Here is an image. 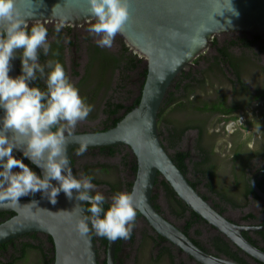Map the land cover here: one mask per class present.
I'll use <instances>...</instances> for the list:
<instances>
[{
    "label": "water",
    "instance_id": "1",
    "mask_svg": "<svg viewBox=\"0 0 264 264\" xmlns=\"http://www.w3.org/2000/svg\"><path fill=\"white\" fill-rule=\"evenodd\" d=\"M15 7L18 16L28 25L36 21L63 22L75 28L92 20L87 0H16ZM129 13L128 21L117 35L130 49L145 57L146 75L139 102L112 128L73 133L68 137L71 142L68 156L74 175L72 154L78 147L75 141L86 139L88 148L92 149L127 146L137 162L130 191L137 213L157 234L199 264H250L205 251L181 227L170 223L152 202L156 179L162 177L178 198L215 231L258 264H264V250L243 234L262 231L264 224H238L220 214L176 166L160 140L157 126L158 112L171 83L208 48L215 35L264 34V0H129ZM3 27L0 23V31ZM19 54L17 49L11 60L10 76L18 75ZM14 139L18 147H23V137L14 136ZM16 153L20 155L19 151ZM261 174L264 169L254 172L249 181L264 203V190L256 183V177ZM75 203L61 192L55 205L40 194L33 199H20L13 207H0V212L14 213L0 222V245L27 233H36L52 238L54 264H99L92 231L82 236L75 230L76 221L88 215L80 210L85 205ZM117 244L118 240L107 241L103 264H118Z\"/></svg>",
    "mask_w": 264,
    "mask_h": 264
},
{
    "label": "clouds",
    "instance_id": "2",
    "mask_svg": "<svg viewBox=\"0 0 264 264\" xmlns=\"http://www.w3.org/2000/svg\"><path fill=\"white\" fill-rule=\"evenodd\" d=\"M87 4L89 17L94 21L87 31L99 37L96 41L98 47L103 50L111 48L116 34L129 19V0H87ZM15 5L16 0H0V23L4 25L0 31V207H13L21 197L36 193L55 205L62 192L66 199L75 200V205H87L80 210L89 215L78 219L74 225L80 235L86 236L94 231L109 241L128 239L137 215L132 193L116 191L109 200L95 190L93 175H74L70 167L68 145L71 142L68 137L80 133L73 130L79 121L89 116L93 106L80 95L79 88L59 60L40 63L41 50L48 55L51 48L48 28L39 21L29 26L18 16ZM63 27L64 23L60 22L54 26V31L59 33ZM17 49L20 50V73L13 77L9 71ZM38 76L45 78L46 90L35 85ZM100 128L81 132L100 131ZM14 136L24 138L23 147L17 146ZM75 143L78 145L77 156L92 149L88 148L86 139L81 138ZM17 151L20 156L14 154ZM35 168L41 170L39 174ZM158 179L162 177L156 179V186L159 185L165 196ZM152 202L156 206L157 202ZM186 217L187 214L183 217L185 221ZM145 225L147 231L160 236L148 222L143 223Z\"/></svg>",
    "mask_w": 264,
    "mask_h": 264
},
{
    "label": "rangeland",
    "instance_id": "3",
    "mask_svg": "<svg viewBox=\"0 0 264 264\" xmlns=\"http://www.w3.org/2000/svg\"><path fill=\"white\" fill-rule=\"evenodd\" d=\"M91 22L94 21L91 20L85 22L77 26V28L75 29V34L77 36L76 54H74L72 52V48L67 45V40L71 39V34L66 33V24H64V27L60 31L62 37H58L57 34H55V31H51L50 33H48L49 43H53L54 40L59 39L60 43L64 46V68L68 77L75 84L78 83L80 77L82 76V74H84L87 68L85 66V64L87 63L85 62V47L87 46V38L91 37V40L94 43H96V41L99 39L98 36H96L95 34H91L87 31ZM31 24L32 23H30L29 26H31ZM45 24L47 28L54 30V26L58 23L48 22ZM237 36L254 41L257 38L260 39L262 36H264V34L223 33L215 35L213 38H215L221 45H224L226 41L230 39H235ZM121 44H125L127 46V54H135L137 59L141 61L137 64L136 68L132 70H127L124 73L117 69L111 71L108 70L107 75L105 77V81H100V77H98L99 74H97L98 72H96V69H88V72L86 73L87 79L85 78L84 80H82L81 83L80 89L82 92H79L80 95L84 94L87 102L93 106V109L85 120L79 121L77 123L76 128L73 130V132L92 131V129L100 127L101 122L105 121L107 117V114L104 113L103 110L104 104L107 100L111 99L114 102H122V104L128 105L131 102V97L136 95V91L139 88L138 81H140L137 72H139V70H141L144 65H146L145 57L135 52V50L130 49V47L126 44L123 38H121L117 34L113 40L112 47L105 49H107L109 52L111 51V53H113L115 56H118L120 53ZM256 47L257 46L254 45L255 49ZM230 50H233L236 54H239L241 49L238 46H235L230 48ZM201 54H203L204 60H200L197 64H188L185 67V70L187 72H191L197 77H199V75L194 70H204L205 67H207L209 64L205 58L210 59V57L216 54V51L215 48L211 47L210 44L208 48L205 49L204 52ZM196 58L199 59L200 57ZM73 60H75L76 63H73ZM76 64L77 66H74ZM220 67L223 68V71L221 72L222 74H220L219 71L218 75L216 76H212L211 74H209V72L205 73L207 78L205 79L203 86H199L196 89L194 88L192 95H199L201 97L203 96L205 99H213L215 96L224 94L225 92L228 93L229 90L227 89L230 88V84L227 80L228 78H233V76L230 70H228L226 64L222 63ZM74 71H76L77 74H74ZM246 81L250 80L247 79ZM174 88L175 83L172 82L170 87L168 88V91H173ZM125 91H129V94L126 95ZM178 94L179 92H176L175 95ZM260 103L261 101L257 106L252 108L254 111L249 108L247 111V115H245V112H240L238 120L233 122H224L223 120L218 121L220 119V115L218 114H203L197 112L194 108L191 109L190 107H186L184 110H182L180 108H175L174 105H170L168 108L164 109L162 113L163 118L161 117L160 125L159 123L157 124L159 136L163 140L165 146H167L166 140L169 135V130L168 128H166L168 124H164L163 122H169V119H171L172 121L179 122L181 125L190 126V128H188L182 135L181 140L176 142L175 147H168L167 151L169 154H172L175 150L187 151L189 152L191 161L193 162L198 159L195 148L197 131L196 128H192L191 126H194L196 125V123L203 121L206 132L204 142L207 146H213L214 154H216L218 158L216 159L218 168L215 169L213 185L219 189H227L229 194H234V202L238 203V206H241L242 209H237L233 206L231 207L229 206L228 202L221 201L215 194H213L207 189L204 184L205 180L199 181L197 189L201 194L206 195L208 197L209 202H214L215 204H218L224 210L226 216L230 217L235 221L247 224H252L257 220L243 221L242 215L246 212L260 214L261 211H264V203L261 199H255L252 196L245 198L242 193L238 192L243 190L244 181L249 180L248 177H250L259 168L264 166V155L256 153L254 157L249 161L247 174L244 175L240 170L239 164H241V161H234L233 153L236 149V146H238V144L243 143L248 146V149L250 151L252 150L255 152L264 153L262 152L264 148V139L262 135V133L264 132V123H261L262 128L260 129L257 125H255L256 121L262 118V116H264V107L260 108ZM255 109H259V111H255ZM246 120H250L252 123L249 124ZM241 124L245 125V128H242L243 130H240ZM237 130L241 132H236ZM259 137H261L262 139H259ZM97 153L100 152L91 150L86 151L82 156L75 155V172H77L76 175L79 176V174H81V166L83 164H92V168H94V173H92V175L94 176V180L117 182V184L119 183L120 185V189L123 188V191H125L123 183L124 181H131V177L128 173H125L126 170L124 166H121V164L118 165V163L119 158H121L122 155L129 156V150L125 148V146H119L117 154H115L113 157L103 156ZM98 161L107 163L109 162V164H114L113 166H116V170H113L111 174L101 173L95 168V164H97ZM187 177H189L191 180L198 179V176L196 177L192 169L191 163L188 164ZM93 183L96 185L95 190L103 193L105 197L110 200L111 195L114 192L110 191L109 188H107V186L102 182V184H96L94 181ZM156 188V202L160 206L161 211L165 215H167L168 213L170 215V219L173 220L178 226L181 225V218L174 217L167 210V204L165 202L163 192L159 185H157ZM142 224L143 221L138 218L136 224H134V227L132 229L134 235L133 239L129 237L128 239L124 240L123 251L121 253V255L123 256L122 259L124 260V264H199L197 261L186 255L184 252H181L174 247L171 248L172 259L168 260L169 258H167L166 255H163L162 257L159 256V258L156 259L160 245H155L152 241L149 242L147 238H145L144 240L140 238L139 229L141 228ZM196 231H198V233ZM189 233L191 237L197 239V241H199L201 245L205 247L206 250L214 254V251L212 250L210 244V239L213 235L219 234V232L213 230L210 226L208 227L207 225L196 224L191 227ZM146 235L148 237L152 236L153 234L147 231ZM95 236L97 235L95 234ZM13 241L14 242L10 244L6 250H0V264H5L11 259L12 256L17 255V253H15L12 248L13 244L19 245L20 243L25 241H30L34 243L41 241L44 247H47V243L45 241L44 236L40 234L37 235V240H33L29 237H19L14 239ZM96 246L99 250L98 257L101 258L102 252L101 248L99 247L98 241L96 242ZM249 259L248 261H250L251 264H255L252 258ZM39 261H41V255L39 254V252L36 250H29L27 256L24 259L18 260L15 264H39Z\"/></svg>",
    "mask_w": 264,
    "mask_h": 264
},
{
    "label": "trees",
    "instance_id": "4",
    "mask_svg": "<svg viewBox=\"0 0 264 264\" xmlns=\"http://www.w3.org/2000/svg\"><path fill=\"white\" fill-rule=\"evenodd\" d=\"M51 32V29L48 28V33ZM59 37V35L57 34ZM62 37V36H61ZM251 40H247L246 38L239 37L237 36L235 39H230L228 40L227 44L225 45H220L216 47V54L213 55L212 57L205 58L206 61H208V66L205 67L204 70H194L195 72L198 73L199 77L196 75L192 74L191 72H187L186 70H183L182 73L176 76V80L173 82L175 83V88L173 91H167V94L162 102V105L159 109L158 112V123L160 125L161 123V117L164 109L168 108L170 105H174L175 108H180L184 110L186 107H190L191 109H194L203 114H218L220 115V120H223L224 122H233L237 121L240 112H245V115H247V111L243 110L241 111V107L237 103H232L231 101L228 102V94H220V96H217L214 99H211L209 101H204L201 99V96L199 95H192L194 88L196 89L199 86H203L205 79L207 78L206 74L209 72L212 76L218 75V71L220 74L223 71V68L220 67L222 63L226 62L229 63V67L231 68L233 78H228V83L230 84V87L234 89V92L236 93L237 90H245L246 85L244 84V81L241 78V68L240 64L244 61H250V56H247L246 53L244 52V49L250 47ZM217 40L215 38L212 39V44H216ZM51 48L49 50L48 55H44L43 51L41 50L40 56H39V61L41 64H46L48 60L51 59H57L59 60L63 66V58H62V50L63 46L60 43L59 39H56L53 41V43H50ZM121 48V55L119 54L118 56L112 55L109 53L108 59H106V63L104 65L99 66L98 68V77H100V81H105V77L107 75L108 70H119L122 73H124L127 70H132L136 68L137 64L140 62L139 59H137L135 54L131 53H126L127 47L125 44H122ZM231 46H239L243 50L240 55H236L232 53L228 47ZM105 51V50H103ZM260 51H264V45L260 48ZM197 57H200L199 59H195L194 63H198L200 60H204L203 54H199ZM47 72V68L45 69ZM187 72V73H186ZM20 73V60H19V66H18V74ZM74 74H77V72H74ZM143 76L145 77L146 75V68H144V72L142 73ZM187 80V81H186ZM36 86L40 87L42 90H46L45 86V78H37V80L34 82ZM143 83L141 84L142 87ZM176 92H179L178 95H175ZM193 100L190 99L191 96ZM82 97L85 98L84 94L81 95ZM140 99V94L135 97L133 103L131 105L124 106L120 102H114L111 99L107 100L104 104V113L107 114V117L105 121L102 122L101 128L102 130H106L109 128H112L115 126L123 117L126 113H128L130 110H132L134 107L137 106L138 102ZM257 100H264V92H259L258 95H256ZM194 104V106L192 105ZM127 109L126 112L123 115L116 116V114L121 110V109ZM238 113V114H237ZM163 118V117H162ZM249 124L252 122L250 120H246ZM164 124H168L166 128H168V138L166 140L167 146L164 145L163 140L161 139V142L163 146L168 150V147H175L176 142L181 140L182 135L184 132L190 128L188 125H181L179 122L172 121L169 119V122H163ZM192 128H196L197 131V138H196V143H195V148L197 152L198 159L196 161H191L189 152L187 151H180V150H175L172 154H170V157L176 164V166L184 173V175L187 177V172H188V164L191 163L192 169L196 175L198 176V179L196 180H191L189 177L187 179L190 181L191 185L197 189V185L200 180H205V186L207 189L215 194L221 201H230L233 200L231 198V194L228 193V191H225L224 189H219L213 185V178L215 174V169L218 168L216 159L217 155L214 154L213 151V146H207L204 142L205 140V126L203 121L196 123V125L191 126ZM165 128V127H164ZM245 128L244 124H241L240 130H243ZM264 130V129H263ZM97 131V130H95ZM236 132H241L237 130ZM264 136V135H263ZM240 145V148H237L234 150L233 153V159L234 161L240 158L241 164L240 165V170L241 172L245 175L247 174V169H248V164L249 161L254 157L256 153L264 155V153L261 152H255V151H250L248 148L246 150L241 149L242 144ZM119 146L122 145H113V146H104L101 147L100 151L101 153H106L108 152L109 154H113V152H116L119 148ZM74 151H77L74 150ZM105 151V152H104ZM241 151V152H239ZM264 152V148L263 151ZM20 156V155H19ZM27 163V161H25ZM34 167V166H33ZM264 168V166L262 167ZM133 169H136V165L134 164ZM36 172L38 171L37 168L34 169ZM263 176V175H262ZM195 177V178H196ZM250 180V177H248ZM248 180L247 183L244 184L243 188V194L244 197H248L249 195H252L253 198L259 199V197L254 193L252 186L250 184V181ZM159 184L162 186V188L165 191L166 198L170 201L171 203V208L173 207L174 203H177L180 205V211L177 213L180 215V217L186 216V212L189 213L187 214V219H186V225L183 231L189 235L188 230L192 227L193 223L197 221L200 217L192 210H190L187 205L176 195L174 190L170 187V185L162 178L159 180ZM96 184H100V181L94 180ZM121 182V181H120ZM123 183V182H122ZM256 183L257 185L262 188V185L264 184V176L262 179H258V176L256 177ZM108 187L109 190L112 192L116 191H123V188L120 189L119 183H110L108 182ZM131 185L132 181H124L123 186L125 191H131ZM203 198H206L204 195H202ZM152 201H156V195L154 194L152 196ZM237 204V203H236ZM218 204H215L214 207H216ZM107 205H105L106 207ZM159 206V205H158ZM219 206V205H218ZM87 205L85 204V208ZM220 207V206H219ZM173 210V209H172ZM223 210V209H222ZM221 211V210H220ZM13 213V212H12ZM14 214V213H13ZM89 215V214H88ZM141 217L139 213L136 215V219L134 221V224H136L138 218ZM254 217L253 213L248 212L246 215L243 216L244 219H252ZM198 218V219H197ZM147 225L143 226V235L145 236L147 234ZM198 233V231H196ZM93 239L95 242L98 241L99 247L101 248L102 251H106V246H107V238L104 237H99L95 236V233H93ZM256 234L260 235L262 237V240L264 241V231L257 232ZM29 237L33 240H37V234L36 233H27L24 234L20 237ZM147 236V235H146ZM134 235L133 232L130 235V238L133 239ZM150 239L157 241H163L164 238L161 236H158L157 239H155L153 236H148ZM18 238V237H16ZM145 238V237H144ZM192 238V237H191ZM14 239H11L3 244L0 245L1 250H6L10 244H12ZM124 239H118V244H117V249L116 251L120 248V244L123 242ZM194 242L197 245H200V242L197 241V239H194ZM249 240V239H248ZM47 243V247L45 248L43 243L41 241H38L37 243L30 242V241H25L20 243L19 245H12L13 250L17 255L12 256L11 259L6 262L5 264H15L18 260L24 259L27 256V253L29 250H36L39 252L41 255V261H39V264H54V247L52 245V238L50 236H47L45 239ZM251 242L255 243L253 240ZM210 243L214 249V253L217 255H224L234 261L237 262H242L245 263V259L240 253L242 251L237 248L235 245L231 244L228 242L225 238H223L219 234H215L211 237ZM205 249L204 247H202ZM206 250V249H205ZM172 256V255H171Z\"/></svg>",
    "mask_w": 264,
    "mask_h": 264
},
{
    "label": "flooded vegetation",
    "instance_id": "5",
    "mask_svg": "<svg viewBox=\"0 0 264 264\" xmlns=\"http://www.w3.org/2000/svg\"><path fill=\"white\" fill-rule=\"evenodd\" d=\"M76 28L77 27L73 28L72 26H69V25H67V28H66V33L67 34H71V39L70 40H67V45L72 48V52L74 54H76V50H77V41H76L77 36L75 34V29ZM51 31L53 32L54 30L52 29ZM55 34H58L60 37L62 36V34L60 32L59 33H56L55 32ZM227 42L228 41L225 42V45L227 44ZM86 43H87V46L85 47V50H86V61L85 62H87V63L85 64V66L87 68H86L84 74H82V76L80 77L78 83L76 84V86L79 88V91H81L80 88H81L82 80H84L85 78L87 79L86 73L88 72V69L94 68V69H96V72H98L99 66L104 65L106 63V61H107L106 59H108L109 53L113 55V53H111V51L109 52L107 49L105 51H103L104 48L98 47L97 46V43H94L91 40V37L87 38V42ZM220 45L221 44L218 43V41H217L216 44H211V47H214L215 48V51H216V47L217 46H220ZM254 45L257 46L256 49L254 48ZM263 45H264V36H262L260 39L257 38L256 40L252 41L250 43V47L249 48H246V49L243 48L244 49V52L246 53V55L251 57L250 58V61H247V62H244L243 61L240 64L241 65L240 66V68H241V75H242L241 78L244 81V84L246 85V89L245 90L243 89V90H240V91L237 90L236 93H235L234 92V89L231 86L230 88L227 89V90H229V92L228 93L227 92L225 93V94H228L227 95L228 102L231 101L232 103L239 104L240 107L242 108L241 111H243V110L248 111L249 108H251V110H253L252 108L255 107V106H257L260 101H261L260 108H263L264 107V104H263V101L264 100H257L256 99V95H258L259 92H264V51L263 52L260 51V48ZM121 47H122V44H121ZM232 47H235V46L228 47V49L230 50V48H232ZM239 48L241 50H243L241 47H239ZM241 50H240L239 54H236L233 50H230V51L232 53L236 54V55H240L242 53ZM63 51H64V46H63L62 52ZM120 51H121V49H120ZM63 54H62V58H63ZM73 63H76L75 60H73ZM224 64H226V66L228 67V70H230V72L232 73L231 68L229 67V63L224 62ZM74 66H77V64L74 65ZM144 68H146V65H144V67L141 70H139V72H137V75H138V77L140 79V81H138V87L139 88L136 91L137 92L136 95L133 96V97H131V102L128 105H131L133 103L135 97L140 94L141 84L144 82V76L142 74L144 72ZM74 72H76V71H74ZM247 79L250 80V81H252V82L246 81ZM125 94L126 95L129 94V91H125ZM218 96H220V95H218ZM192 97L193 96L190 97L191 100H193ZM216 97L217 96H215L214 98H216ZM201 99H203L204 101L211 100V99H207V98L205 99L203 96L201 97ZM120 103H122V102H120ZM192 105L194 106V104H192ZM124 106H127V105H124ZM256 109H255V111H259V109L258 110H256ZM126 110L127 109H125V108L121 109L116 114V116L123 115L126 112ZM263 118H264V116H262V118L258 119L256 121V123H255V125H257L259 129L262 128L261 123H264ZM262 135H264V132L262 133ZM259 139H262V138L259 137ZM263 139H264V136H263ZM122 146L124 147V145H122ZM245 147L248 148V146L245 143H243L242 146H241V149L246 150ZM125 148H127L129 150V156L122 155L121 158H119L118 165L121 164V166H124V168L126 170L125 173H128L130 175L131 181L133 182V179H134V176H135L134 174L136 173V169H133V166H134V164L137 165V162L135 160V157L132 155L129 147L125 146ZM237 148H240V145H238ZM91 150L92 149H88L87 151H91ZM100 150L101 149H94L93 151L100 152V153H97V154H101L103 156H108V157H113L115 154H117V151L116 152H113V154H109L108 152L101 153ZM75 152L76 151H74L73 154H72V158H73L72 161H73V164H74V168L76 166ZM239 152H241V151H239ZM14 154L16 156H19V154H17V153H14ZM237 160L240 161V158H238ZM113 165L114 164H111V163L109 164V162L107 163V162H100V161H98V163L95 164V168L97 169V171H99L101 173H105V174L110 173L111 174L113 170H116V166H113ZM93 169L94 168H92V164L91 165L90 164L89 165L88 164H83L81 166V173H87V174H91L92 175V173H94ZM263 169L264 168L261 167L258 170H263ZM37 173L39 174L38 171H37ZM76 174H77V172H76ZM262 175L264 176V174L258 175V179H262L263 178ZM96 181H101V180H96ZM247 182H248V180H245L244 181L243 188H244V184L247 183ZM102 183L105 184L107 186V188H109L108 187V184H107L108 183L107 181L102 180ZM102 183H100V184H102ZM110 183H115V182H110ZM262 189L264 190V184L262 185ZM156 190H157V188H156ZM224 190L225 191H228L227 189H224ZM238 193H242L243 194V190H241ZM39 195H40V193H36L35 195L24 196V197H21L20 199H33V198L38 197ZM201 195H203V194H201ZM204 196L206 197L205 199L208 200V197L206 195H204ZM249 196L251 197L252 195H249ZM235 197H236V194H235ZM248 197H246V198H248ZM164 198H165V202L167 204V210L169 211V213H171L174 217L179 218L180 215H178L177 213L180 211V205H178L177 203H174L173 204V207L171 208L170 207L171 206V203L166 198V195L164 196ZM231 198L233 200L227 201L228 204H229V206H231V207L233 206V207H235L237 209H242L241 206L240 207L238 206V203L236 204V202H234V194H231ZM154 203H155V201H154ZM155 204H156L157 208L161 211L160 206H158L157 203H155ZM212 204L215 205L214 202ZM214 208H216V210H218L220 212V214L224 215L227 219H229V220H231V221H233L235 223H238V224L255 225V226L264 224V211H261L260 214H253L254 217L252 219H244L243 216L246 215L248 212L244 213L242 215V220L243 221L257 220L256 222H253L252 224H247V223H241L239 221H235V220L231 219L230 217L226 216L225 213H224V210H222V208L219 207L218 205L216 207H214ZM185 214H188L189 215L188 212H186ZM13 215L14 214L11 211L0 212V222L3 221V220H5V219H7V218H9V217H11V216H13ZM162 215L168 221H170V223L178 226L173 220L170 219V217H169L170 215L168 213H167V215H165L162 212ZM139 218L143 221L144 224L147 223V220L146 219H144L142 217H139ZM181 220H182V224L179 225V227H181V229H184L185 228V225H186V221H185L184 218H181ZM196 224L207 225L208 227L210 226L202 218H199L197 221H195L193 223V225H196ZM193 225H192V227H193ZM142 229H143V224H142L141 228L139 229V234H140L139 236H140V238H142L143 240L145 238H147L149 240V242L152 241L155 245H160V248L158 250V255L156 256V259H158L159 256L162 257L163 255H166L167 258H169L168 260H170L171 257H172L171 256L172 255L171 248L172 247H174L176 249H178V248L175 247L174 245H172L169 241H167L165 239L163 241L160 240V241L155 242V240L150 239L146 235L144 236L143 235V232H142L143 231ZM189 230H188V232H189ZM262 231H264V230H262ZM257 232H261V231L244 232L243 234H244V236L247 239H249L250 242H251V240H253L255 242V243L252 242L253 244H255L256 246H258V247H260V248H262L264 250V241L262 240V237L260 235L256 234ZM153 236L155 237V239L158 238V235H155L154 234ZM24 237H26V236H24ZM44 238L46 239V236ZM124 240L120 244V246H119L120 248L116 251V260H117L118 264H124V260L122 259L123 256L121 255V253L123 251ZM211 247H212V245H211ZM178 250L181 251L180 249H178ZM212 250L214 251L213 247H212ZM101 252H102V257L101 258L98 257L99 264H103L105 262V259H106L105 252L102 251V250H101ZM240 255H242L244 257V259L246 260L245 263H250V261H248V259L250 258L248 255H246L244 252L240 253ZM253 262L255 264H258L254 260H253Z\"/></svg>",
    "mask_w": 264,
    "mask_h": 264
}]
</instances>
